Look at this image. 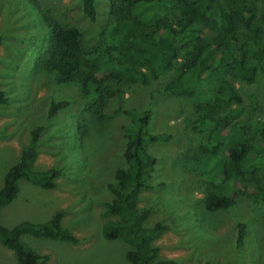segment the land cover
I'll use <instances>...</instances> for the list:
<instances>
[{"label": "rangeland", "instance_id": "374dc122", "mask_svg": "<svg viewBox=\"0 0 264 264\" xmlns=\"http://www.w3.org/2000/svg\"><path fill=\"white\" fill-rule=\"evenodd\" d=\"M251 1L259 13L264 11V0ZM81 5L80 0H0V90L8 97L7 103H0V188L6 173L29 149L37 153L33 170L62 171L53 189L22 179L0 222L9 227L24 220L46 222L63 211V225L78 242L25 235L23 240L41 254L39 264H132L126 258L128 243L104 237V208L114 197L108 183L125 163V126L133 120L124 111L149 110V132L169 135L147 142L155 157L152 187L140 196V206L151 209L147 225H167L154 240L159 256L177 264H264V203L255 200L252 190L254 180L264 183V148L257 139L264 122V72L255 56L250 53V64L258 67L254 82L238 75L237 68L223 75L241 101L217 107L213 123L197 121L199 111L191 97L164 90L178 77L181 58L157 80L111 82L122 100H107L93 118L90 106L99 105L97 99L85 97L76 82H59L41 58L49 37L47 16L79 26L83 47H96L108 0H97L96 23L87 19ZM59 102L68 104L51 115L52 105ZM40 127L35 142L34 131ZM240 141L253 147L248 162L254 163L255 173L239 182L229 208L209 210L205 199L220 193L213 183L221 178L227 148ZM241 224L246 225L242 238ZM0 264H18L14 251L1 242Z\"/></svg>", "mask_w": 264, "mask_h": 264}, {"label": "trees", "instance_id": "16d2710c", "mask_svg": "<svg viewBox=\"0 0 264 264\" xmlns=\"http://www.w3.org/2000/svg\"><path fill=\"white\" fill-rule=\"evenodd\" d=\"M80 1L84 15L96 23L97 0ZM106 13L100 40L94 49L83 47V32L79 26L64 25L48 16L44 19L48 22L49 36L41 57L44 67L52 71L59 82H76L85 97L97 99L99 105L90 106L93 118L106 108L107 100L121 102L122 93L112 90L111 82L157 80L181 58L178 77L168 82L164 90L191 97L199 111L197 121L213 123L217 107L241 101L240 94L223 75L237 68L238 75L254 82L258 67L250 64V53L264 72V44L261 42L264 11L259 13L251 0H108ZM141 66L146 71L140 69ZM7 102L8 97L0 90V103ZM67 104L54 103L51 115ZM124 112L133 123L125 126V163L115 169L114 180L108 183L114 197L105 204L104 214L108 219L103 226L104 237L128 243L131 248L126 258L132 264H177L173 258H161L160 248L154 244L167 225L148 226L146 221L151 209L140 206L142 192L152 187L151 170L155 161L148 152L147 142L164 140L169 135L149 132L151 111ZM261 127L257 139L264 148V122ZM41 129L34 131L35 142ZM252 148L243 141L227 148L228 158L220 172L221 178L213 183L220 193H209L205 199L209 210L229 208L239 182L247 174L255 173L254 163L248 162L254 155ZM36 156L33 149L24 151L6 173L0 188V218L3 208L16 199L22 179L44 189L57 186L62 171L57 168L33 170ZM252 185L255 200L264 203V183L254 180ZM63 216L64 212L58 211L46 222L24 220L13 227L0 222V242L14 251L18 264H39L41 254L23 237L78 242L72 231L63 225ZM245 228L246 225L241 224V238Z\"/></svg>", "mask_w": 264, "mask_h": 264}]
</instances>
